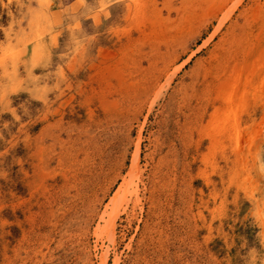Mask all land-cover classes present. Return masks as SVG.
Segmentation results:
<instances>
[{
	"label": "rangeland",
	"instance_id": "374dc122",
	"mask_svg": "<svg viewBox=\"0 0 264 264\" xmlns=\"http://www.w3.org/2000/svg\"><path fill=\"white\" fill-rule=\"evenodd\" d=\"M0 264H264V0H0Z\"/></svg>",
	"mask_w": 264,
	"mask_h": 264
}]
</instances>
